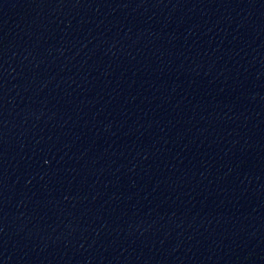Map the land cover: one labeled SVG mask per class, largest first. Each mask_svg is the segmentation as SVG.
Here are the masks:
<instances>
[{"label": "water", "instance_id": "1", "mask_svg": "<svg viewBox=\"0 0 264 264\" xmlns=\"http://www.w3.org/2000/svg\"><path fill=\"white\" fill-rule=\"evenodd\" d=\"M0 264H264V0H0Z\"/></svg>", "mask_w": 264, "mask_h": 264}]
</instances>
